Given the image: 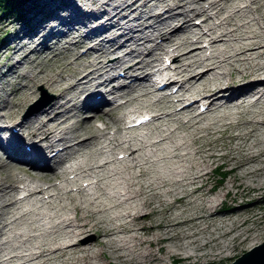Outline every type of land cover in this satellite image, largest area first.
Instances as JSON below:
<instances>
[{
  "label": "bare ground",
  "instance_id": "obj_1",
  "mask_svg": "<svg viewBox=\"0 0 264 264\" xmlns=\"http://www.w3.org/2000/svg\"><path fill=\"white\" fill-rule=\"evenodd\" d=\"M89 2L93 10L90 13L77 0L57 2L52 11L65 13L57 14L54 19L49 17L51 11L45 13L49 18L40 14V18L28 22V27L23 25L21 32L15 33L19 39L24 38L23 41L18 45H13L15 38L6 42L5 49L15 56L9 57V67L5 72L1 71V76H32L33 82L52 86L61 97L73 90L88 89L85 95L88 100L83 106L91 108L94 117L101 119L105 126L96 127L92 120L84 117L79 118L78 123L76 120L67 123L75 113H69L71 109H79L78 104L69 102L72 97H65L62 102L53 98L47 107L38 110L40 117L34 114L36 119L32 121V116L22 111L29 98L19 92L25 85L10 89L15 99L6 98L0 103V133L3 128L19 126L26 130L31 144L27 147L28 142L13 135L4 145L7 140L0 135V264H108L106 251L124 264H167L166 259L174 261L173 264H208L209 255L222 249L230 250L225 240L233 242L236 236L246 234L239 229L240 224L247 221L264 223V212L248 214L253 208L264 209L257 199L259 195L260 199L264 197L260 194L264 191V0H205L200 11L206 29L193 35L196 42L204 35L207 39L198 46L190 44L193 36L188 32L192 33L194 27L189 22H181L164 33L160 30L169 24V19L180 14L168 12L163 16L164 3L172 6V0ZM48 5L42 10H47ZM183 12L189 14V9ZM97 15L105 19L104 24L92 28L98 20ZM57 25L63 26L62 30ZM83 28L88 32L79 35ZM137 28L141 33L147 29L157 31L162 39L151 50H166V54L172 51L167 55L172 59V65L158 67V58L149 50L148 61L144 58L142 63L146 71L130 76L132 86L124 85L121 80L117 87L127 86V93L139 90L137 95L147 98L159 88L154 85V76L168 77L162 87L177 86L175 91L154 95L147 110L150 111L148 127L141 128L143 131L128 129L123 132L120 122L125 121L127 114L136 113V109L130 107L132 96L127 98L124 91L119 93L123 101L105 117L96 107L105 101V92L116 89L113 86L101 89L100 84L104 87L110 83L109 74L117 69L133 72L130 70L136 67L135 61L126 65V56L133 54L132 48H139L144 40L150 39L149 34L134 37L131 31ZM32 29L33 34L29 32ZM60 33L65 35L64 40L56 38ZM123 35L126 37L120 38ZM93 41L95 46H86L81 53L72 52ZM173 41L176 45L170 48L168 43ZM204 46L210 50L208 53L204 52ZM96 47L99 50H95ZM125 47L131 51L115 53L117 56L112 54ZM35 52L45 55L33 56L31 53ZM111 54L113 56L109 58ZM83 57L87 58L84 62ZM58 59H62L61 64L52 65L46 71L44 63ZM173 59L176 60L174 65ZM23 63L29 68L33 63L41 67L28 75L21 70ZM64 72L67 77L62 74ZM96 77L104 79L93 82ZM113 79L118 77L114 75ZM80 84L83 85L78 88ZM204 99L206 111L193 113L190 106ZM8 105L11 109L3 108ZM48 110L52 117L42 119L41 115ZM7 118L12 120L5 124ZM109 123L117 125L111 135L108 134ZM178 130L182 132L177 134ZM218 132L229 139L226 151L218 152L214 148L220 138L216 136ZM37 133L44 142L38 143L34 137ZM117 152L123 156L119 158L115 155ZM3 157L15 163L9 164ZM184 161L187 163L183 164ZM213 162L227 165L232 171L230 186L236 188L235 195L250 198V201L236 202L225 208L224 217L217 222L220 228L214 225V232L217 229L220 237H226L218 243L220 246L215 253L205 250L213 230L199 227V235L192 231L193 223L200 225L199 222H207L201 219L212 221L223 214L217 207L223 199L217 200L219 198L213 196L206 198V202L202 200L203 204L199 201L205 193L206 177ZM14 168L25 175L21 177ZM18 181L27 191L21 198L17 194ZM188 185L189 191H183L185 194H179L175 200L192 194L193 200L197 199L194 205L199 211L179 220L175 215L171 216L172 204L165 197L175 191L174 186L187 188ZM157 189L163 194H158ZM229 190L227 188L224 195ZM155 201L162 205L163 218L161 222L151 223L152 215L157 211ZM145 220L150 223L146 225ZM180 222L191 227L187 232L183 231L181 237L172 233ZM235 223L238 230L232 233ZM154 229H160V232L151 233ZM149 233L154 238H150ZM257 235L258 232H254L248 241L250 247L255 245ZM152 245H156L161 256L155 255Z\"/></svg>",
  "mask_w": 264,
  "mask_h": 264
},
{
  "label": "rangeland",
  "instance_id": "obj_2",
  "mask_svg": "<svg viewBox=\"0 0 264 264\" xmlns=\"http://www.w3.org/2000/svg\"><path fill=\"white\" fill-rule=\"evenodd\" d=\"M64 0H24V3L21 5V6H18V8L19 9H21V10H23V9H26L27 11H26V13L24 12L23 14H17V15H14V14H7V15H4V14H2L1 12H0V47H2V49L0 50V103H2L3 102V100L4 99H11V100H13V99H15V97H13V94H11L10 93V89L13 87H16V86H24L23 88H21L20 89V93L22 92L24 95H29L28 97V100H26L25 101V105L23 104V109H22V111L23 112H28V114H30V117L32 116V121H33V119H34V121H35V119H36V117H35V115L34 114H36V115H38L39 116V114H38V110H40L41 108H42V102H45V105L44 106H47V104L51 101V100H53V98H54V100H56V101H58V102H62L63 101V99H65V97L66 98H70V97H72V99H69V102H75L76 104H78V107H79V109L77 110L76 108H72L71 109V111L69 112V113H71L72 114V112H75L74 113V117L72 116V117H70L71 119L67 122V123H71L72 121H74L75 122V120H76V122L75 123H78V120H79V118H86V119H88V120H92L94 123H95V125H96V127L97 126H103L101 123H102V120L101 119H99V118H95L94 116L95 115H93V110L91 109V108H88V107H86V105L85 106H83V102L84 101H87L88 100V98H85V95H87V92H88V89H85V90H79V89H77L76 91L75 90H73L72 92H69L68 93V95H65V96H63V97H61V96H59V95H57L56 93H55V89L52 87V86H47L46 84H43L41 81V83L39 82V81H35V82H33L32 81V79H31V77H25V78H16V77H12L11 75H13V74H11V75H8V76H6V77H4V76H1L2 74V72H5L6 70H7V68L9 67L8 65V60H9V57H14L15 55H11V50H6L5 48V46H6V42L8 41V39H12V38H15L14 40V42H13V45H18L19 44V42H21V41H23L24 40V38H20L19 39V36L18 35H16L15 33H17V32H21V28H24V26H25V28L26 27H28V25L30 24V23H28V22H30V21H32V20H35V19H38V18H40L41 16H44V18H46V17H48V15L47 16H45V13L46 12H48V11H51L52 13H50L51 15H49V17H50V19H54L55 18V16H57V14H62V12L63 13H65L64 11H57V12H53L52 10H53V5L55 4V3H57V2H63ZM85 1V2H84ZM90 0H77V2H82V5H83V7H84V10H86L87 11V13H90V12H92L93 10H91L90 8H91V2H89ZM194 1V2H193ZM200 3H198L197 2V0H179V1H177V0H172V6H171V3H170V5L169 6H166L168 3H164V8H163V10H165L164 11V13H163V16H165L168 12H173V13H176V14H178V13H180L177 17H174V18H172V19H169V24L168 25H165L164 26V28H161L160 30H162V33H164L165 31H168V30H170V29H172V28H174L175 26H177V25H179L181 22H184V21H186V23H188L189 22V25L191 24V26H193L194 28L192 29L191 27V30H193L192 31V33H190V32H188V35H190L192 38V42L190 43V44H193V45H196V46H198V45H202L203 44V41H205L207 38H206V36L204 35L203 37H201L197 42L195 41V37L196 36H194L193 34L195 33V32H198V33H202V32H204V29H206V27L204 26V23H203V19L204 18H202V17H204V15L201 13V11H200V7L201 6H203V4L205 3V0H200L199 1ZM203 3V4H202ZM46 4H49L48 6H47V10H42V9H44V8H46ZM58 4V3H57ZM170 6H171V9H170ZM194 6H196V7H194ZM50 7V8H49ZM159 8H161V7H159ZM189 9V14H183L184 12L183 11H185V9ZM192 8V9H191ZM97 9V11L99 12L100 11V9H98V8H96ZM158 9V8H157ZM166 9H168V10H166ZM158 10H161V9H158ZM194 10H195V13H194ZM209 10V9H208ZM41 11V12H40ZM193 11V12H192ZM199 11V12H198ZM246 11V10H245ZM244 11V12H245ZM248 11V10H247ZM246 11V13H248ZM98 12L97 13H95V14H98ZM34 13V14H33ZM190 13H191V15H190ZM200 13V14H199ZM250 14H251V12H249ZM41 14V16H39L38 17V15H40ZM99 14H101V12L99 13ZM192 14H193V16H192ZM197 14H199V15H197ZM71 15H74L73 13H71ZM131 15V14H130ZM186 16L188 17V18H186ZM201 16V17H200ZM48 17V18H49ZM189 17H190V19H189ZM97 18V17H96ZM81 19V18H80ZM186 19V20H185ZM56 20H57V18H56ZM55 20V21H56ZM82 20V19H81ZM101 18L99 19L98 18V20H96L97 22H95L94 23V20L93 21H91V23L90 24H92V23H94V24H92L91 25V27H95V26H98V25H100L101 23L102 24H104V21H105V19H102L101 21ZM183 20V21H182ZM195 20L198 22V24L195 22ZM37 21V20H36ZM35 21V22H36ZM54 21V22H55ZM83 21H87L86 19L85 20H83ZM150 21H148V23H149ZM212 22H216V20H213ZM202 23V24H201ZM24 25V26H23ZM207 26V25H206ZM56 27H58L59 29H61L63 26H60V25H57ZM93 27V28H94ZM170 27V28H169ZM107 28V27H106ZM168 28V29H167ZM62 30V29H61ZM87 32V30H84V28L82 29V30H80V33H79V35L80 34H82V35H84V33H86ZM133 32V33H132ZM66 34V33H65ZM131 34L134 36V37H139V36H141V34H142V36L144 35V34H149V36H150V39L149 40H144V44H141L140 45V47L139 48H132V49H134L135 51L133 52V54H131V55H128V56H126V65L127 64H131L132 62H136V67L135 68H133V69H131L130 71H133V72H129V73H126V70L125 69H123V70H121L120 69V72H122L121 74H119L120 72H117V70L116 71H114L113 73H111V74H109V76H119V81H121L122 83H125V85H129V86H132V84L131 83H133V81H132V79H131V77L130 76H134L135 77V75L137 76V75H142L145 71H146V67H142V63L143 62H145L144 61V58L146 59V61H148V57H149V53H148V51L149 50H151L152 48H153V46L155 45V44H157V43H160L161 41V39L162 38H160L159 36L160 35H157L158 33H157V31H153V32H151V31H149L148 29L144 32V33H141V32H139V29L137 28L135 31H131ZM204 34H206V33H204ZM184 34H182L181 36L182 37H184L183 36ZM207 35V34H206ZM60 36V37H59ZM59 36H56V38H59V40L61 39V40H64V34L62 33H60L59 34ZM63 36V37H62ZM126 36H128V34L126 35ZM126 36H120V38H125ZM62 37V38H61ZM55 38V39H56ZM66 38V37H65ZM68 38V37H67ZM96 38H98V35L96 36ZM37 39V37L35 38V40ZM178 39V38H177ZM179 41L181 40V38L180 39H178ZM191 41V40H190ZM94 42V43H93ZM93 42H90L89 44H87V45H85V46H80V47H77V48H75L74 50H72V52H74V53H81L82 51H84V49H85V47L86 46H91L92 44L95 46V41H93ZM105 42V41H104ZM142 42V41H141ZM2 45V46H1ZM176 44H175V41H173V42H171V43H168V46L169 47H171L172 46V48L175 46ZM189 45V44H188ZM188 45H186V46H188ZM133 46V45H132ZM131 46V47H132ZM189 47V46H188ZM97 48V47H96ZM95 48V50H99V48H97L96 49ZM129 48V47H128ZM128 48H124V49H122L121 51L120 50H118L117 52H116V50L115 51H113V55L114 56H117V54L118 53H122V52H129V51H131V48L130 49H128ZM203 49H204V52H206V53H208V51H210L207 47H203ZM95 50H93V48L91 49V51H94L95 52ZM139 50V51H138ZM206 50V51H205ZM157 51V52H156ZM165 52H167L166 50H162L161 52L160 51H158L156 48L154 49V50H151L150 51V54H152V56L154 55V57L156 56L157 58H158V60L156 61L157 63H158V67H163L164 65H165V63H164V60H165V56L166 55H170V52H171V54L173 53L172 51H170L169 52V54L167 53H165ZM115 53H117V54H115ZM159 53V54H158ZM33 56L34 55H41L42 57L45 55L44 54V52H35V53H31ZM47 54L48 55H51V53H48L47 52ZM110 55V56H108L109 58L111 57V56H113V55ZM145 56V57H144ZM45 58V57H44ZM87 58L86 57H83L82 58V61L84 62L85 60H86ZM133 59H135V60H133ZM7 60V61H6ZM61 60L62 59H58V60H56V61H53V60H48V61H46V63H44L45 64V68H46V71L48 70L49 71V69L51 68V66L52 65H56V64H61ZM64 60V59H63ZM172 60V59H171ZM51 61V62H50ZM138 61V62H137ZM176 60H174L173 59V61H172V63H173V65H174V63H176L175 62ZM49 63V64H48ZM27 63H23L22 65V67H21V70L22 71H24L26 74H30V75H32L34 72H36V71H38L39 69H40V67L41 66H39L38 67V65L36 66V65H33L32 64V66L30 65V68H29V65H26ZM172 64H170V66H171ZM28 67V68H27ZM5 68V69H4ZM4 69V70H3ZM25 69V70H24ZM28 69V70H27ZM141 69H145V70H141ZM2 71V72H1ZM140 71V72H139ZM142 71V72H141ZM140 73V74H139ZM62 74H64V76L65 77H67V73H62ZM127 77H128V79H127ZM10 78V79H9ZM33 78V77H32ZM101 78L102 77H96L94 80H93V82H98V81H101ZM5 79V80H4ZM130 79V80H129ZM156 79H158V81H159V78H156ZM18 81V82H17ZM20 81V82H19ZM128 81V82H127ZM33 82V83H32ZM25 83V84H24ZM32 83V84H31ZM4 84V85H3ZM30 85V86H27V85ZM83 84H80V85H78V88L80 87V86H82ZM137 85V84H136ZM100 86H101V88H102V85L100 84ZM176 86V85H175ZM29 87V88H28ZM104 87H105V85H104ZM127 86H124V88L122 87V88H120V90L118 89L117 91H118V93H122L123 91L126 93L125 94V96H127V98H131V96H132V98H131V101H130V104H131V106H130V104H129V106L131 107V108H133L134 107V109H136V112H139V111H141V110H148L149 109V106L151 107V103H153V101H154V95L155 96H157V95H160V94H162V93H164L165 91H167L169 88H165V89H154L155 90V92H154V95L153 94H150L149 95V97H147V98H145V97H140V96H138L137 95V93H140V91L139 90H131V92L130 93H127L126 92V90L128 89V88H126ZM170 87V86H169ZM28 90H27V89ZM110 88V87H109ZM126 88V89H125ZM30 89V90H29ZM106 89H108V88H106ZM124 89V90H123ZM79 90V91H78ZM34 91V92H33ZM133 91V92H132ZM135 91V92H134ZM138 91V92H137ZM5 92H7V93H5ZM33 92V93H32ZM76 92V93H75ZM107 92H109V91H107ZM74 93V94H73ZM113 93V92H112ZM132 93V94H131ZM158 93V94H157ZM18 94V93H17ZM72 95H75V96H72ZM80 95V96H79ZM153 95V96H152ZM7 96V97H6ZM106 96V100H108V101H110L112 98H113V96H108V95H105ZM135 96V97H134ZM137 96L139 97V98H137ZM10 97V98H9ZM76 97V98H75ZM151 97V99H148V98H150ZM47 98V99H46ZM136 98V99H135ZM38 99V100H37ZM44 99V100H43ZM60 99H62V100H60ZM86 99V100H85ZM139 99V100H138ZM81 100V101H80ZM132 100H134V102L136 103H134ZM136 100V101H135ZM147 100H149V101H147ZM78 101V102H77ZM143 103H142V102ZM27 102V103H26ZM80 102V103H79ZM132 102V103H131ZM140 102V103H139ZM147 102V103H146ZM138 103V104H137ZM145 103V104H144ZM39 104V105H38ZM135 106H134V105ZM144 104V105H143ZM149 104V105H148ZM139 105V106H138ZM7 107V108H6ZM6 107H3V108H5V109H11V107L8 105V106H6ZM9 107V108H8ZM22 107V106H21ZM25 107V108H24ZM33 109V110H32ZM76 109V110H75ZM82 109V110H81ZM120 110H122V109H120ZM101 113H103L101 110H99ZM106 111H108V109L106 110ZM109 112H111V109H110V111H108V112H105V113H103L104 114V116L103 117H105L106 115H107V113H109ZM51 115H50V114ZM77 113V114H76ZM49 114V115H48ZM46 115V116H45ZM42 117V119L44 118V120H46L47 118H50V117H52V112H51V110H48V112H46V114H42L41 115ZM40 117V116H39ZM92 118V119H91ZM10 120H12V119H9V118H7V120H6V123L5 124H7V123H10ZM48 121H50V122H53L51 119H49ZM123 121V120H122ZM120 122V124H121V127H122V131L123 130H128V129H131L130 131H134V129H136V128H131V127H126V128H124L123 129V127H124V125H125V123H123V122ZM205 122H203L202 124H204ZM110 124V123H109ZM115 126H117L115 123H112V124H110V128H109V133H110V135H111V133H113L112 131H114V129H115ZM145 127H148V126H144V128ZM143 127H142V129H144ZM4 130H2V132L1 133H7V132H10V131H12V128H9V129H6V128H3ZM14 129H17V134L18 135H22L23 134V132H26V130H24L23 128H20L19 126H14ZM141 128L139 129H136L135 131H143ZM5 131V132H4ZM104 131H105V129H104ZM107 131V130H106ZM122 131H120V133H123ZM129 131V130H128ZM134 131V132H135ZM146 131V130H145ZM144 131V132H145ZM187 131V130H186ZM180 132H182V130H178V133L177 134H180ZM184 132V131H183ZM37 135V136H36ZM36 135H34V137L35 138H37V139H40L41 137L38 135V133L36 134ZM23 136V135H22ZM216 136H218V137H220L219 138V140L218 141H216L215 143V146H214V148H216L215 150H217L218 152H223V151H226V150H228L227 148H228V145H229V139L227 138V136L225 137V136H223V134H221V133H217L216 134ZM223 136V137H222ZM41 142H44V141H41ZM38 143H39V141H38ZM218 144V145H217ZM117 151H119V150H117ZM3 153H4V151H3ZM118 153V152H117ZM117 153H115V155H118ZM120 156V155H119ZM3 160L5 161V162H7V163H9V164H14L15 162H13V163H10V161L6 158V157H3ZM51 163V162H50ZM187 162H183V164H186ZM215 162H213L212 164H211V168H210V173L207 175L208 177H206L207 179H206V185H205V188H204V190H203V192H205L204 193V195H202L201 197H200V199H199V201L201 202L202 200L204 201V202H206L205 201V199L206 198H212L213 196H215L216 197V199L217 198H219V199H217V200H221V199H223V200H221L220 201V204H218L217 205V207L219 208L220 207V209H222V212H223V214H221V215H219V216H217L216 218H214L212 221H209V219L210 218H205V219H201V220H207V222H199V224L200 225H198V224H194L193 222V229H192V231H194V232H196V234L197 235H199L200 233L199 232H197V228L199 229V227L200 228H202V227H204V228H206L207 230H213V227H214V225L215 226H217V227H219L220 228V226L221 225H219L217 222H218V220L221 218V217H224L223 215H224V213H225V208H227L228 206H232V204H235L236 202H242V201H245V200H247V201H250L249 199V196L248 195H240V194H237V195H235V190H236V188H233L232 186H230V184H231V180H230V178H231V176H232V171L231 170H229V168H228V166L227 165H223V164H220V166L219 165H216V164H214ZM180 165H182V164H180ZM180 165H179V167H180ZM216 166V169L219 167V168H221V169H218L216 172L214 171V169H213V167H215ZM26 167H29V166H27L26 165ZM153 167V166H152ZM225 171V172H224ZM220 172H224V175H223V178L220 176ZM143 179H145V178H143ZM214 185V188L211 190V188H212V186ZM180 187V188H179ZM189 187V188H188ZM174 189H175V191H173L172 193H168L167 195H166V197H165V200L166 201H170L171 202V204H172V207L170 208V210H169V212L171 213V216H176V219H179V220H182L184 217L186 218L187 216H189V215H191L192 214V212L193 213H196V212H198L199 211V209H198V207L196 206L195 207V205H194V203L196 204L197 203V199H194L193 200V198H194V196H192V194L190 195V194H188V195H183L182 196V198L180 199V200H175L176 198V196H178L179 194H181V193H184L183 191H189V189H190V186L188 185L187 186V188H186V186L185 187H181V186H178V187H173ZM184 188H185V190H184ZM230 189L229 191V193L228 194H226V195H224L225 194V190L226 189ZM178 189V190H177ZM208 189H209V191H208ZM158 190V194L159 193H161V194H163L162 192H160V190L159 189H157ZM177 191H179V192H177ZM173 194V195H172ZM185 194V193H184ZM216 194V195H215ZM218 194V195H217ZM230 194V195H229ZM260 194H264V191H263V193H260ZM170 195V196H169ZM233 195H235V197H234V199H235V201L233 200ZM39 196L41 197V196H43V194H39ZM44 196H45V194H44ZM188 196V197H187ZM189 196H190V198H189ZM219 196V197H218ZM171 197H172V200H171ZM183 199V200H182ZM226 199V200H225ZM257 199H259L260 201H258V204L259 205H263L264 206V197L263 198H261L260 199V195L258 196V198ZM191 200V201H190ZM225 200V201H224ZM181 201V202H180ZM202 201V202H203ZM191 202V203H190ZM201 202V204H203ZM222 202V203H221ZM223 202H224V204H223ZM155 203V205H157V211L152 215L153 217L151 218V223L154 221V222H161V220H162V218H163V215H162V213H161V207H162V205H160V204H157V202L155 201L154 202ZM249 203H251V202H249ZM226 204V205H225ZM193 205H194V207H193ZM198 205V204H197ZM174 207V208H173ZM192 208V209H191ZM194 208V209H193ZM255 209V210H254ZM259 209V210H258ZM188 210V211H187ZM190 210V211H189ZM160 211V212H159ZM253 211V212H252ZM256 211H258V213H262V212H264V209H262V208H253L252 210H248V214L250 215V214H252V213H254V212H256ZM158 213V214H157ZM173 213V214H172ZM203 213H206L207 214V212H204L203 211ZM159 214H161L160 216L161 217H159ZM179 214V215H178ZM187 214V215H186ZM189 214V215H188ZM185 215V216H184ZM4 216V215H3ZM179 216V217H178ZM5 217V216H4ZM160 218V219H159ZM194 220H198V219H194ZM145 223H146V225H148V223H150V222H148L147 220H145ZM192 223H190L191 225H192ZM198 223V222H197ZM204 223V224H203ZM217 223V224H216ZM185 225L186 224H184V223H182V222H180V225L178 224V226L177 227H174L173 229H172V233L173 234H176L177 236H179V237H181L182 235H180L181 233H183V231H186L187 232V228H191L190 227V225L187 223V225H186V227H185ZM233 226H232V228H233V232L232 233H234V232H236V230H238V229H236L237 228V224L235 223V224H232ZM237 225V226H236ZM182 226H184V227H182ZM239 229H242V231L243 232H245L246 234L245 235H243V234H241L240 236H236L235 238H234V240H233V242H228L227 240H225V242L226 243H229V246H230V250L229 251H227V252H225L223 249L221 250V252H218L217 254H211V255H209L208 256V260H210L209 262H208V264H229V263H231L232 261H234L235 260V258L236 257H238V256H240V255H242L243 254V252H245V251H247L248 249H250V248H252L253 246H255L256 244H259V243H261V241H263L264 240V223H262V224H259V223H257V222H248L247 221V223H244V224H240L239 226ZM180 229V230H179ZM235 229V230H234ZM202 231V230H201ZM200 231V232H201ZM153 232H160V229H154V231L152 230V232L151 233H153ZM254 232H258V235H257V239H256V241H255V245L253 244V246L252 247H250L249 245H248V241H250V238H251V236L253 235V233ZM151 233H149L148 234V236L150 237V238H152L153 236H152V234ZM214 233V234H213ZM220 235H221V233H218V231H217V229H216V231L214 232V230H213V232H211V235L210 236H208L209 238H211V241L208 243L209 245L207 246V248H205V250L206 251H208V252H213V253H215V252H217V249H218V246H220L218 243L219 242H221L223 239H225L226 237H220ZM217 238H216V237ZM214 237V238H213ZM244 237H247L246 239H244V240H242V238H244ZM154 238V237H153ZM242 240V241H241ZM173 243V242H172ZM212 243V244H211ZM173 245H175L174 243H173ZM231 245H233V246H231ZM152 249H153V251L155 252V255L156 256H161V252H158V251H156L157 250V247H156V245H152V246H150ZM233 249H232V248ZM107 252V258H105V260H107V262H108V264H124L123 263V261L122 260H120V259H115L114 257H110L111 255L109 254V252L108 251H106ZM158 252V253H157ZM224 253V254H223ZM228 254V255H227ZM225 255V256H224ZM111 258V259H110ZM167 260V264H173V263H175L174 261H170V260H168V259H166ZM112 262V263H111ZM153 264H156V262L154 263L153 262Z\"/></svg>",
  "mask_w": 264,
  "mask_h": 264
},
{
  "label": "water",
  "instance_id": "obj_3",
  "mask_svg": "<svg viewBox=\"0 0 264 264\" xmlns=\"http://www.w3.org/2000/svg\"><path fill=\"white\" fill-rule=\"evenodd\" d=\"M229 264H264V240L243 252Z\"/></svg>",
  "mask_w": 264,
  "mask_h": 264
},
{
  "label": "trees",
  "instance_id": "obj_4",
  "mask_svg": "<svg viewBox=\"0 0 264 264\" xmlns=\"http://www.w3.org/2000/svg\"><path fill=\"white\" fill-rule=\"evenodd\" d=\"M24 3V0H0V12L4 15L7 14H22L24 12H26V9H19L18 6H21ZM218 169L221 168H217L215 169V171H217ZM225 172V171H224ZM224 172H220V176L223 178Z\"/></svg>",
  "mask_w": 264,
  "mask_h": 264
}]
</instances>
